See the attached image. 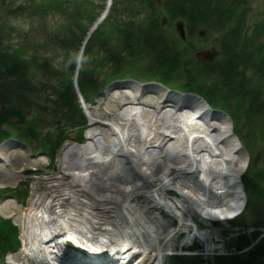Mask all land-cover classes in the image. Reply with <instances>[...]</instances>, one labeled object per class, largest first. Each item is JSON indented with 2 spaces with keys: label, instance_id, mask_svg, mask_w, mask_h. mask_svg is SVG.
<instances>
[{
  "label": "bare ground",
  "instance_id": "6f19581e",
  "mask_svg": "<svg viewBox=\"0 0 264 264\" xmlns=\"http://www.w3.org/2000/svg\"><path fill=\"white\" fill-rule=\"evenodd\" d=\"M135 88L93 105L82 100L85 141L65 144L55 175L31 177L28 208L0 204L22 243L5 264H58L69 245L107 264H170L166 257L191 240L207 253L218 247L216 230L201 225L243 211L247 154L227 117L202 101L181 96L189 108L165 109ZM22 161V154L0 149V184L24 180Z\"/></svg>",
  "mask_w": 264,
  "mask_h": 264
},
{
  "label": "trees",
  "instance_id": "16d2710c",
  "mask_svg": "<svg viewBox=\"0 0 264 264\" xmlns=\"http://www.w3.org/2000/svg\"><path fill=\"white\" fill-rule=\"evenodd\" d=\"M4 2L0 0V7ZM90 4L89 0H29L27 9L42 17L59 14L60 30L56 41L71 45L73 37L78 40L79 33H86L89 25L100 17L105 0L100 11L93 15L89 14ZM250 4L251 0H112L110 11L113 15L103 19L85 44L77 87L83 100L89 103V93H100L113 81L125 78L155 81L168 88L199 95L211 108L226 112L238 128L235 132L249 154L247 168L241 177L246 205L232 224L264 228V49L257 37L248 38L247 35ZM163 20L166 21L164 25ZM178 21L184 24V42L174 29ZM97 38H101L102 47L112 46L108 56L94 54ZM208 45L219 54L210 62L196 61L195 53ZM23 50L17 48L0 53V74L18 69ZM75 58L78 64L77 54ZM107 68L102 81L95 84L93 73L98 75ZM248 71L253 74H247ZM66 81L74 100L72 80L66 78ZM61 97L59 94L58 98ZM75 108L84 121L79 106ZM15 114L14 109L0 112V143L11 137L21 138L15 130ZM26 129L27 133L35 135L30 126ZM57 134L54 141L39 144L43 149L46 147L49 154H53L64 140L62 132ZM6 193L0 190V199ZM260 234L256 231L252 237ZM246 240L240 237L239 246L245 245ZM19 247L17 228L10 220L0 217V264L7 253ZM262 255L263 241L244 259L220 258L212 264H259L257 259ZM174 261L205 263L195 256L177 257Z\"/></svg>",
  "mask_w": 264,
  "mask_h": 264
},
{
  "label": "rangeland",
  "instance_id": "374dc122",
  "mask_svg": "<svg viewBox=\"0 0 264 264\" xmlns=\"http://www.w3.org/2000/svg\"><path fill=\"white\" fill-rule=\"evenodd\" d=\"M89 1L91 3L89 14L91 15L100 11L104 3V0ZM107 1L108 0H105V7L102 8L103 11L106 5H108ZM253 2L251 0L250 12H248L247 15V35L248 38L257 37L264 49V16L258 14L259 11L264 9V0H254ZM28 3L29 0H5L4 4L0 7V53L7 51L12 52L13 49L17 48L24 49L19 60L18 69H16L15 72L10 70L6 74H0V112L14 109L16 114L13 120H17L15 122L17 125L15 126V130L21 134V138L11 137L2 142L0 144V149L3 148L8 152L22 154L25 160L22 161L23 163H20L25 164V171L23 174L25 177L24 180H20L14 185L0 184V190H6V195L12 197L4 199L0 204L10 202L12 204V210L15 209L16 211H22L29 206L32 197L33 183L31 177H49L59 172V156L65 144L68 142L77 144L83 143L85 141V132L89 126L88 115L81 103L82 98L78 96V89L76 93L75 91L73 92L76 98L73 100L69 92L66 78L72 80L73 86L76 85L78 79L77 68L80 65L77 64L75 57L76 54L78 57L81 54V44L86 39L87 36L85 35H87L93 25H89V30L86 31V33L82 34L80 32L77 38L78 40L73 37V44L63 45L62 43H57L56 36L60 30L59 14L48 17L36 15L37 13L30 12L29 9H27ZM110 9L111 6L104 18L113 15ZM103 11L99 16L102 15ZM119 19L122 20L123 17ZM208 40L211 42V39H207V41ZM78 43L80 44L79 46H77ZM204 43H206V41ZM204 48L211 49V46L208 45L202 49ZM111 49V45H104L102 47L101 38H97L96 42H94L93 52L94 54H98L99 57L108 56L112 51ZM108 70L107 68L98 75L97 73H93L92 80L94 83L99 84L104 78L103 74ZM140 74H142V72ZM247 74L251 75L253 72L248 71ZM135 81L139 83L145 82L138 79ZM135 90L136 88L134 86H127L123 88H112L109 92H134ZM172 90L178 91L176 89ZM59 94L62 95L61 98H58ZM107 94L106 92L103 95L99 92L89 93V101H91L89 103L92 105L96 104L100 99L104 100ZM139 94L141 97H138L141 99L150 97L151 100L153 99L160 102L165 109H171L177 106L175 98L166 96L164 93L157 90H149L145 93L139 92ZM65 105L67 106V111ZM76 105L79 106V110L85 119L84 121H82L77 112V108H75ZM229 122L232 133L237 137L241 147L245 149L238 134L235 132L236 126L233 124L231 118H229ZM28 126L35 131V135L27 133L28 130L26 128ZM59 132L64 134L62 145H60L53 154H49L45 149L46 147L43 149L39 144L42 142L44 144L45 141H54ZM245 151L249 158L248 151L246 149ZM242 190L244 193L243 187ZM8 211L9 210L6 212ZM6 212H2V209H0V217L10 220L14 225L12 218L8 217ZM232 220L234 219L226 223H221V226L215 222L207 221L201 225L202 227L210 225L218 229L215 233L217 239L222 241L221 255L220 252L217 253L214 251L213 253H207L205 258L197 255L200 252H196L197 256H193L200 258L202 262H205L204 264L216 263L220 258L244 259L259 243L262 241L264 242L263 227L243 228L232 224ZM237 228H239L240 231H238ZM254 231H260L261 236L259 235L260 237L257 236L253 238L252 235ZM239 232L245 234L243 238L248 239L246 240L247 243L241 245V247L238 241L241 235L237 237L238 234H240ZM246 235H250V239ZM183 236L185 235H179L178 239L181 240ZM190 244L182 247L179 253L167 256L166 261L170 264H182L177 263L174 259L184 256L192 257L189 254L194 252L193 250L195 249L191 247L195 246V244L196 249L204 247L198 240H194V242ZM11 253L9 252L7 255ZM7 255L3 261L4 264ZM60 256L61 253L59 257ZM69 261H72L70 262L71 264H107L102 258H97L96 261L92 262H86L80 259H69ZM257 262L259 264H264V255L257 259Z\"/></svg>",
  "mask_w": 264,
  "mask_h": 264
},
{
  "label": "water",
  "instance_id": "95a60500",
  "mask_svg": "<svg viewBox=\"0 0 264 264\" xmlns=\"http://www.w3.org/2000/svg\"><path fill=\"white\" fill-rule=\"evenodd\" d=\"M110 1L111 0H108L107 7L110 6V3H111ZM100 18L101 19H98V21L102 20L104 17L101 16ZM165 23H166V21L163 20L162 24L164 25ZM95 26H96V23L94 24V26L89 31V33L87 35V38L90 36L91 32L95 29ZM174 29H175V32L177 33L178 37L180 38V40L184 42L186 40V35H185V29H184L183 22H181V21L176 22L174 24ZM85 42H86V40H85ZM85 42H84V44H85ZM218 54H219V52L216 49H214V48H212V49H204V50H200V51L195 53V59L198 62H210ZM127 86H134V87L135 86H141L145 91H149L151 89H153V90L156 89L157 91H160V92L164 91L165 92L164 95L169 96V97H173V98L176 99V103H177L176 107L183 108V109L184 108H189L190 106L187 105L186 102L181 100L180 97L181 96L182 97H193L195 99H198V100L202 101L207 107H209V109L212 112H214L216 114H219L221 116H225V117H227L228 120L230 118L229 115L226 112H224L222 110H219V109L211 108L207 104V102L202 97H200L199 95H196L194 93H185V92H181V91H175V90L169 89L168 87L164 86L163 84L155 82V81L139 83L138 81L131 80V79L116 80V81L111 82L109 85H107L106 88L104 89V91L102 93H100V94L103 95V94H105V92L106 93H110L109 91L112 88H123V87H127ZM180 110H182V109H180ZM234 137L237 139V137L235 135H234ZM242 151L246 154L245 149L242 148ZM240 184H241V182H240ZM241 188H242V185H241ZM7 198H12V197L6 195L0 200V202L3 201L4 199H7ZM60 253H61V256L58 257L59 261H58V258L56 259L58 264H71L70 262H72V261H69V259H80V260H85L86 262L96 261V259H97L95 257L90 256L89 254H87L86 252H84L82 250H72V249H70V245L68 246V248L66 247L65 249H62ZM60 253H59V255H60Z\"/></svg>",
  "mask_w": 264,
  "mask_h": 264
},
{
  "label": "built area",
  "instance_id": "2783aa9c",
  "mask_svg": "<svg viewBox=\"0 0 264 264\" xmlns=\"http://www.w3.org/2000/svg\"><path fill=\"white\" fill-rule=\"evenodd\" d=\"M214 236H215V239L217 238L216 237V233H214ZM218 240V243H219V245H218V247H216L215 248V250L214 251H216L217 253L218 252H220L221 251V247H222V241L221 240H219V239H217ZM194 242V240H191L190 242H189V244L190 243H193ZM191 245V244H190ZM213 251V252H214ZM201 255H203V256H207V251L205 250V247H203L202 249H201ZM220 254H221V252H220Z\"/></svg>",
  "mask_w": 264,
  "mask_h": 264
},
{
  "label": "flooded vegetation",
  "instance_id": "af4514ba",
  "mask_svg": "<svg viewBox=\"0 0 264 264\" xmlns=\"http://www.w3.org/2000/svg\"><path fill=\"white\" fill-rule=\"evenodd\" d=\"M254 0H252V2H253ZM253 4H254V2H253ZM262 8H263V6H262ZM260 12V13H259ZM258 12V14H260V16H264V9L262 10V11H259ZM258 16V15H257ZM263 20H264V17H263ZM264 22V21H263ZM246 24H248V18L246 19Z\"/></svg>",
  "mask_w": 264,
  "mask_h": 264
}]
</instances>
